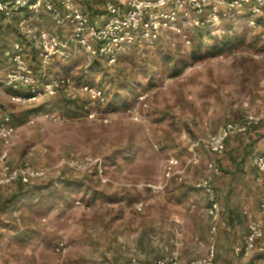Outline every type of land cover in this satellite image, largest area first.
I'll return each instance as SVG.
<instances>
[{
  "label": "rangeland",
  "instance_id": "1",
  "mask_svg": "<svg viewBox=\"0 0 264 264\" xmlns=\"http://www.w3.org/2000/svg\"><path fill=\"white\" fill-rule=\"evenodd\" d=\"M81 4L85 9L84 1ZM43 26L54 29L48 17ZM224 28L222 36L233 43L214 54L202 50L197 60L190 58L198 43L197 30L187 28L166 43L125 55L116 68L100 71L80 56L55 60L52 73L105 87L109 102L117 89L128 97L127 106L122 102L102 109L109 123L85 118L81 104L62 97L26 105L0 97V121L9 114L18 128L11 146L0 140V157L7 153V163L15 167L28 162L50 169L33 186H0V264H125L133 258L149 261L174 253L187 263L206 256L213 242L218 249V241L221 255L215 264H264V254L245 260L234 251L248 233L246 209L256 213L264 227V213L255 198L261 186L236 167L239 159L245 166L249 153L264 152V16L239 17ZM6 38L3 42L10 44L16 35L11 31ZM207 43L212 45L211 40ZM181 61L186 63L183 74L171 75L173 65L180 67ZM146 92L150 97L143 121H134L127 109ZM32 113H57L62 119L40 117L31 124ZM249 115L263 119L250 133L234 136L222 157L203 154L222 167L225 192L228 186L242 190L251 185L255 193L245 199L237 219L224 215L226 226L216 235L209 199L194 187L205 173L203 161L182 182L172 181L156 193L147 188L161 181L169 152L186 163L199 136ZM72 153L100 157L103 177L58 167ZM141 202L149 204L139 210ZM62 242L64 249L58 251Z\"/></svg>",
  "mask_w": 264,
  "mask_h": 264
},
{
  "label": "built area",
  "instance_id": "2",
  "mask_svg": "<svg viewBox=\"0 0 264 264\" xmlns=\"http://www.w3.org/2000/svg\"><path fill=\"white\" fill-rule=\"evenodd\" d=\"M82 0H0V27L16 35L3 48L2 58L8 68L0 76V97L26 105L40 104L48 99L62 97L70 103L82 105L81 112L92 121L109 123L111 119L101 111L109 104L105 87L80 83L75 78L52 73L55 60L84 57L91 63L102 61L114 66L120 57L133 48L139 51L147 46L170 40L183 28L194 29L204 34L222 35L224 25L239 17H263L264 0H105L95 2L93 10L83 9ZM50 18L54 29L43 26ZM187 45L191 40L184 35ZM223 59V55L219 56ZM87 72V71H86ZM171 80V79H168ZM8 91H15L11 94ZM26 93V94H23ZM150 93H140L139 102L130 105L127 112L134 121H143ZM40 117L61 120L57 113H32L29 123ZM263 117L249 115L242 120H232L222 125L215 133L199 136L190 146V157L184 161L176 154L168 153L161 181L149 183L147 188L156 193L168 187L170 182L184 181L193 166L205 161V173L194 182V187L209 199L212 217V233L226 226L224 215L227 208L222 204L216 187V179L222 175L221 166L212 157H222L227 141L237 135L247 134ZM18 128L9 114L0 121V140L5 146L13 144ZM204 153L209 158H204ZM7 153L0 157V185L20 181L24 184L45 178L50 169L35 168L28 162L12 166L6 161ZM262 184L259 210L264 213V153L254 158ZM58 167H66L79 173L96 171L103 177V160L92 155L73 154L62 160ZM148 202H141L142 210ZM248 233L242 242L234 245L235 254L245 260L264 252V227L257 214L246 209ZM64 249L60 243L58 251ZM217 249L215 242L206 256L182 263L177 254L142 261L133 258L125 264H215Z\"/></svg>",
  "mask_w": 264,
  "mask_h": 264
},
{
  "label": "trees",
  "instance_id": "3",
  "mask_svg": "<svg viewBox=\"0 0 264 264\" xmlns=\"http://www.w3.org/2000/svg\"><path fill=\"white\" fill-rule=\"evenodd\" d=\"M82 1H84V4H85V10L87 11V12H91L92 10H93V5L95 4V2L96 1H94V0H82ZM227 25V24H226ZM5 30V31H4ZM224 30H225V28H224ZM5 32V33H4ZM11 33V31L9 30V29H4L3 27H0V55L2 56V50H3V48L5 47V43L3 42V40L2 39H4V38H6V33ZM177 35V34H176ZM174 36V35H173ZM172 36V37H173ZM220 36V37H219ZM222 35H209V37H207V38H205V36H204V34L202 33V32H200V31H197V38H198V40H197V45L195 46V49L191 52V54H190V58L191 59H193V60H197V59H199V58H201L202 57V50H207V51H209L210 53H213L214 54V51L216 52L217 50L218 51H223V49L225 48V46H230L231 45V43H233L232 42V39L230 38V39H228L227 41H226V37H225V39H224V37L222 36ZM194 37V36H193ZM218 38L220 39V40H218ZM208 40H211V44L212 45H210L209 43H207V41ZM223 40V43H221V44H219L220 42L219 41H222ZM167 41H169V40H164V41H162V42H159V43H166ZM159 43H157V44H159ZM157 44H155V45H157ZM208 44V45H207ZM211 46V47H210ZM147 47H149V46H147ZM144 49L145 48H143V50L142 51H144ZM133 51H137V52H142L141 50L139 51L138 49H135V48H133V49H131L130 51H129V53H127V54H124V55H122L121 57H120V59H119V61L117 62V64L116 65H114V66H109V65H107L105 62H102V61H98V60H96V61H93L91 64H90V66H91V68L93 67V66H97L98 67V69L101 71L102 69H103V67H109V68H112V67H117L118 65H119V63H120V60H121V58H123V57H125V55H128V54H130L131 52H133ZM181 63V66L179 67L178 66V64L176 63L175 65H173V67H172V73H171V75H173V76H180L181 74H183V72H184V70H185V65H186V63H184V61H181L180 62ZM89 66V67H90ZM90 72H89V70L87 71V72H84V75H87V74H89ZM76 80H78L80 83H84V82H81L80 80H79V76L78 77H74ZM86 83H88V84H90L89 82H86ZM118 90V89H117ZM115 91L114 92V94L113 95H111V100H110V102H109V104H108V108L110 107H114V108H116L115 106H117L118 104H120V103H122L123 102V104L125 105V106H127L126 105V103L128 102V97H125V95H122L121 93H120V91ZM123 105V106H124ZM254 129V128H253ZM251 132V131H250ZM249 132V133H250ZM248 134V133H247ZM242 135V134H241ZM233 138V137H232ZM232 138H230L229 140H231ZM229 140L227 141V143L229 142ZM222 168V167H221ZM66 169H68V170H71V171H67V172H72V169H69V168H66ZM74 171V170H73ZM76 172V171H75ZM77 173H79V172H77ZM84 173H96V171H88V172H84ZM97 174V173H96ZM47 177V176H46ZM45 177V178H46ZM45 178H41V179H38V180H36V181H33V182H31V183H28V184H24V183H22V182H20V181H17V182H15V183H12V184H8V185H6V186H2V185H0V186H2V187H7V186H11V185H14V184H20L22 187H30V186H33L35 183H37L39 180H43V179H45ZM173 181H175V182H178V181H176V180H173ZM217 187V186H216ZM218 189V188H217ZM217 192H218V190H217ZM219 195V194H218ZM220 197V196H219ZM221 198V197H220ZM210 204V203H209ZM259 207V206H258ZM228 212V211H227ZM227 214V213H226ZM225 214V215H226ZM259 255H262V254H264V252H262V253H258ZM217 260V259H216Z\"/></svg>",
  "mask_w": 264,
  "mask_h": 264
},
{
  "label": "crops",
  "instance_id": "4",
  "mask_svg": "<svg viewBox=\"0 0 264 264\" xmlns=\"http://www.w3.org/2000/svg\"><path fill=\"white\" fill-rule=\"evenodd\" d=\"M10 34L11 33L7 32L6 33V37L9 36ZM4 64L7 65L6 62L4 61V58H2V56H1L0 57V76L3 75L5 73V71H6V69L8 68V66L6 68L4 66ZM242 135H245V134H242ZM232 141L233 140H231V141L229 140L230 143ZM246 145H247V143H244V146H246ZM244 148L245 147H243V148L241 147V149H242L241 150V154H242V151L244 150ZM263 153H259V154L257 152H254L253 154L249 153V157L246 158V161L244 163L245 166H243V163H242L243 160L239 159V161L236 163L237 169H238V167L241 168V170L239 169V171L241 172V174H243V176L247 175L248 179L249 178H253L252 182H256V185L261 186V189H259V191L257 192L256 197L254 196L255 193L250 189L251 187L254 188L251 185H248L247 189L243 188L242 190L241 189H239V190L230 189L229 186H228V190L225 192L224 188L221 186L222 178L218 177L216 179V186L218 188L217 189L218 190V194L221 197L222 204L227 208V211H228L227 213H228V216L230 215V218H233V219H237L238 218V216H239L238 212H239L240 208L245 205V202H246L245 199L248 200L249 197L251 199L253 197H255L257 199V203L259 205V201H260L261 193H262V184L259 181V174H258V171H257V169L255 168V166L253 164V161H254V158L256 156L261 155ZM244 157H246V156H244ZM203 162H204V165H205V161H203ZM222 162H224V159H223ZM243 169H245V170H243ZM204 172H205V170H204ZM230 190H231V193H230ZM227 195H229L228 198H230V201H227V199L225 198ZM232 196H233L234 199L231 198ZM220 253H221V246H220V243L218 241L217 255L220 256L221 255Z\"/></svg>",
  "mask_w": 264,
  "mask_h": 264
}]
</instances>
